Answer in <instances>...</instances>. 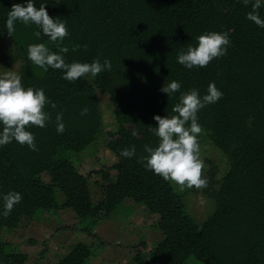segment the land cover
Wrapping results in <instances>:
<instances>
[{
    "label": "trees",
    "instance_id": "trees-1",
    "mask_svg": "<svg viewBox=\"0 0 264 264\" xmlns=\"http://www.w3.org/2000/svg\"><path fill=\"white\" fill-rule=\"evenodd\" d=\"M254 2L245 6L243 0H33L36 8L45 5L50 17L66 23L68 35L63 41L52 42L42 32L37 38L35 32L40 29L34 24L20 21L9 35L8 14L25 0H0V45L6 46L0 53V66L11 72L15 68L25 88L43 89L50 101L44 108L50 117L45 126H26L35 137L36 151L15 140L0 147V193L22 195L10 215L23 220L35 199L46 193L49 208L57 211L66 204L63 196L70 190L75 191L78 201V206L70 209L80 221L100 213V219H111L139 207L146 216H153L170 205L179 223L169 234L161 232L160 239L151 241L145 264H264V28L247 19ZM224 9L235 26L224 22ZM259 15L264 18V2ZM145 22L153 30V45L158 50V65L149 78H143L139 64L122 52L120 43ZM205 32H228L227 55L206 67L186 69L177 62L178 53L196 46V38ZM40 43L62 55L68 64L108 59L111 70L101 75L126 63L123 90L130 97L129 103L118 101L90 74L70 82L63 79L60 69L45 71L36 66L28 59L27 50L29 45ZM172 80L180 82L181 88L167 97L160 89ZM213 82L223 97L198 111L202 131L197 139L199 147L207 140L222 153L226 168L219 178L217 168H213L202 188L212 208L199 223L187 212L177 186L147 169L142 161L147 155L144 146L155 148L159 143L149 129L156 126L153 117L175 115L173 108L181 93L195 88L203 96ZM101 94L111 98L113 133L134 144L141 157L134 162L125 158L124 163L108 168L117 174L110 178L104 198L94 204L89 188L91 172L73 179L65 171L69 167L77 171L75 165L84 154H95L106 127ZM85 108L87 114L82 115ZM57 115H62L65 126L62 134L57 132ZM40 213L41 208L36 209L31 220H37ZM8 217L0 215V264H29V256L8 250L4 243ZM97 225L88 221L82 226L91 235ZM70 226L63 232H70ZM150 227L161 231L158 225ZM85 247L88 258L69 252L56 262L47 258L36 262L89 264L94 255L90 245Z\"/></svg>",
    "mask_w": 264,
    "mask_h": 264
},
{
    "label": "rangeland",
    "instance_id": "rangeland-1",
    "mask_svg": "<svg viewBox=\"0 0 264 264\" xmlns=\"http://www.w3.org/2000/svg\"><path fill=\"white\" fill-rule=\"evenodd\" d=\"M223 13L224 22L230 27L235 26L236 23L229 20V11L224 9ZM153 41V30L148 22L120 40L122 52L125 55L129 54L130 58L139 64L143 78H149L158 65V50L153 45ZM5 50L6 46L0 45V53ZM126 67L127 64L122 62L115 72L97 75L96 79L98 84L106 86L118 101L128 104L130 97L123 90ZM12 70L15 73V68ZM9 71L0 66V75ZM110 100V95H100V108L106 127L96 143L95 154H84L79 159V165H75L77 171L72 167L65 171L71 174L73 179L77 178V174L87 175L91 172L89 188L94 204L104 198L106 188L110 185V178L117 174L116 171H109L108 168L126 161L120 156V151L135 146L130 142L127 144L120 134L113 133V105ZM199 148V156L204 164L202 178L208 181L213 168H217L216 177H221L226 168L223 154L207 140ZM140 157L141 153L136 152L130 162ZM173 184L182 194L187 212L199 223L204 221L212 207L209 199L202 193L203 187L188 188ZM65 195L63 197L66 204L60 205L57 211L49 208L51 201L46 193L35 199L23 220L17 221V216L9 215L4 231V243L7 244V249L29 256V264H40L36 262L37 259L47 258L51 262H56L69 252L88 258L90 254L86 251L85 245H90L94 256L89 264H145L144 255L151 249V241L155 238L160 239L161 232L169 234L179 223V218L170 205H165L153 216H146L144 209L139 207L121 212L111 219L107 217L100 219L102 213L89 219V222H98L96 230L90 235L82 226L83 222L88 221L81 219V222L70 209L78 206L77 194L70 190ZM38 208H41L39 218L32 221L30 216ZM153 225H158L161 231L150 227ZM68 226L71 227L70 232H63ZM99 243L101 246H92Z\"/></svg>",
    "mask_w": 264,
    "mask_h": 264
},
{
    "label": "clouds",
    "instance_id": "clouds-1",
    "mask_svg": "<svg viewBox=\"0 0 264 264\" xmlns=\"http://www.w3.org/2000/svg\"><path fill=\"white\" fill-rule=\"evenodd\" d=\"M251 0H243L247 6ZM264 0H255L252 3V11L247 14V19L258 27L264 28V18L259 15V9ZM17 21L25 25L34 24L40 31L35 32L39 38L41 32L50 38L52 42L63 41L68 35L66 23L59 18L49 16L45 5L36 8L33 0H25L24 5H14L6 20V29L9 35L15 31ZM196 46L187 47L177 55V62L186 69L194 67H206L211 61L227 55L230 39L228 32H205L198 36ZM28 59L36 66L47 71L60 69L64 72L63 79L75 81L90 74L96 77L104 71L111 70V62L104 59H94L89 63L73 62L68 64L62 55L52 52L45 44H32L28 46ZM181 84L172 80L165 83L160 91L171 97L179 92ZM223 93L210 83L207 94L201 96L198 89H191L181 93L179 102L174 106L175 115L159 116L153 119L156 126H149L150 131L159 139L158 145L153 148L144 146L147 155L143 163L147 169L161 176L166 181H171L188 188H201L206 185L202 178L203 161L199 156L198 134L202 127L198 123L197 113L200 109L222 99ZM50 101L43 89L25 88L21 77L11 71L0 75V147L10 144L13 140L21 145H27L30 150L36 151L34 135L26 130V126L34 125L43 128L49 114L44 111L45 105ZM54 107V105H53ZM82 115L87 114V109L82 110ZM57 132L63 133L65 126L62 123V115H57ZM137 133H133L136 135ZM136 155L135 146L120 151V156L131 159ZM3 208L0 215L7 217L11 214L15 205L22 201L19 192L10 191L0 193Z\"/></svg>",
    "mask_w": 264,
    "mask_h": 264
}]
</instances>
